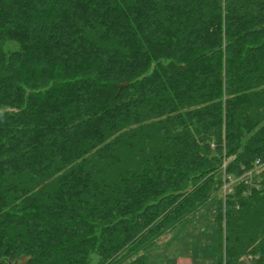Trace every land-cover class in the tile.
<instances>
[{
  "label": "trees",
  "instance_id": "1",
  "mask_svg": "<svg viewBox=\"0 0 264 264\" xmlns=\"http://www.w3.org/2000/svg\"><path fill=\"white\" fill-rule=\"evenodd\" d=\"M258 160L264 0H0V264H147L212 202L264 264Z\"/></svg>",
  "mask_w": 264,
  "mask_h": 264
},
{
  "label": "rangeland",
  "instance_id": "2",
  "mask_svg": "<svg viewBox=\"0 0 264 264\" xmlns=\"http://www.w3.org/2000/svg\"><path fill=\"white\" fill-rule=\"evenodd\" d=\"M264 167L261 163L257 168ZM249 174H252L251 171ZM216 205L208 204L143 253L147 264H216ZM179 258L183 260H179Z\"/></svg>",
  "mask_w": 264,
  "mask_h": 264
},
{
  "label": "built area",
  "instance_id": "3",
  "mask_svg": "<svg viewBox=\"0 0 264 264\" xmlns=\"http://www.w3.org/2000/svg\"><path fill=\"white\" fill-rule=\"evenodd\" d=\"M261 163H264V162H260L259 160L255 162L256 166H259Z\"/></svg>",
  "mask_w": 264,
  "mask_h": 264
},
{
  "label": "water",
  "instance_id": "4",
  "mask_svg": "<svg viewBox=\"0 0 264 264\" xmlns=\"http://www.w3.org/2000/svg\"><path fill=\"white\" fill-rule=\"evenodd\" d=\"M26 261V259H22L21 262L19 264H24ZM15 264H18V263H15Z\"/></svg>",
  "mask_w": 264,
  "mask_h": 264
},
{
  "label": "crops",
  "instance_id": "5",
  "mask_svg": "<svg viewBox=\"0 0 264 264\" xmlns=\"http://www.w3.org/2000/svg\"><path fill=\"white\" fill-rule=\"evenodd\" d=\"M179 260H183V259L179 258ZM179 264H180V263H179Z\"/></svg>",
  "mask_w": 264,
  "mask_h": 264
}]
</instances>
